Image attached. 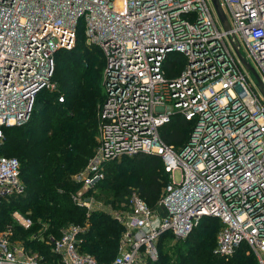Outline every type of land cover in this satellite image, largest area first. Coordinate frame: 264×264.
Listing matches in <instances>:
<instances>
[{
  "label": "built area",
  "instance_id": "obj_1",
  "mask_svg": "<svg viewBox=\"0 0 264 264\" xmlns=\"http://www.w3.org/2000/svg\"><path fill=\"white\" fill-rule=\"evenodd\" d=\"M216 1L223 17L212 0H0V142L3 126L20 124L38 93L56 88L55 52L80 31L102 59L103 91L95 147L70 174L73 203L99 208L94 185L121 155H158L167 174L152 206L130 188L119 198L124 214L108 208L122 232L107 263L79 251L83 223L55 234L40 223L35 237L49 243L52 264H145L161 232L182 238L204 216L219 221L216 254L244 242L264 264V0ZM173 114L191 122L179 146L158 132ZM19 177L18 159L0 153V199L23 191ZM10 219L32 225L17 208ZM8 234L0 230V264H46Z\"/></svg>",
  "mask_w": 264,
  "mask_h": 264
},
{
  "label": "trees",
  "instance_id": "obj_2",
  "mask_svg": "<svg viewBox=\"0 0 264 264\" xmlns=\"http://www.w3.org/2000/svg\"><path fill=\"white\" fill-rule=\"evenodd\" d=\"M62 54L80 65L86 74L89 73L96 77L98 68L94 65L96 60H100V69H102L103 63L97 48L87 46L82 33L78 31L75 44L71 49H59L55 52L51 79L54 80L56 88L42 90L38 93L28 115L29 123L26 122L21 126L12 124L2 127V131L8 128L9 133L5 135L6 140L2 142L1 146L21 150L16 153L15 157L19 162V176L22 172L21 176L27 182H25L26 186L24 185V189L25 187L26 189H23L22 192L9 195V199L7 197L0 199V227L2 228L9 221L7 215L11 208L19 209L31 218L32 225L28 228L16 229L19 226L14 224L15 226L12 225V228H16H13V233L17 234L16 236L22 239L24 244L33 245L37 239L32 238L31 235L28 236L27 233H34L42 222H47L53 230H56V233L68 222H79L80 224L87 222V228L80 233L82 238H80L78 249L93 255L98 263H107L114 256L112 254L116 252L117 241L122 230L121 223L101 211L89 213L86 216L83 207L75 205L69 195V191L77 186L71 181L70 173L83 167L96 144L95 106L94 100L89 94L92 84H84V89L87 92L82 95L84 91H80L82 85L73 87L65 81H60V73L59 78L54 71L57 56ZM89 68L91 71L88 72ZM59 95L62 97L60 101L57 100ZM101 98L102 91L98 103ZM51 106L52 112L57 113L59 118L55 124L56 129L51 130L48 127L44 131L45 136L34 135L32 131L35 133L36 130H34L32 115ZM190 123L181 115L173 114L169 121L159 128L158 132L164 142L179 146L187 138ZM129 158H132L133 165L139 169L140 174L135 189L144 201L152 206L162 185L167 181V174L163 171L161 159L158 155L144 152L134 153ZM105 164L106 172L109 167L108 163L105 162ZM38 174L39 180L36 181ZM30 179L37 183L32 185ZM125 192L126 189L117 190L116 195L120 197ZM5 200L7 203L4 202ZM199 226H203L204 229L211 227L214 229L212 246L210 242L204 244L197 242L199 232L195 228ZM218 226L217 218L202 217L199 223L184 237L178 238L174 244L169 245L168 250L163 249L158 243L157 258L154 261L146 262V264H219L220 258L223 260L234 258L233 264H242V261L244 264H257L253 252L244 242H240L233 251L235 253L229 256L216 254L213 251V246ZM166 232L170 233L164 231L161 234ZM242 244L249 249L251 256L249 253L246 254L243 248H240ZM35 246L37 252L43 255V261L49 259L48 256H52L51 250L49 251L48 247L42 243ZM171 249L175 250L171 253ZM105 253H108V256ZM52 258H55V254Z\"/></svg>",
  "mask_w": 264,
  "mask_h": 264
},
{
  "label": "rangeland",
  "instance_id": "obj_3",
  "mask_svg": "<svg viewBox=\"0 0 264 264\" xmlns=\"http://www.w3.org/2000/svg\"><path fill=\"white\" fill-rule=\"evenodd\" d=\"M94 65H95V67H98L97 68L96 77L92 76V75H89V73H87V74L84 73V70L82 69V67L80 65L75 63V61H72L69 57H66L64 54H62L60 56H57L56 66H55V71L54 72L56 73L57 77H59V73H60V76H61V78L59 77L60 81H65V82H67L69 85H71L73 87H75V85H82L81 88H80V91L84 90L83 92L81 91L82 95H84L87 92L84 89V84H87V83L92 84L91 88H90V91H89V94L94 100V106H95L94 114H95L96 110H97V106H98L99 95H100V92L103 91V87L101 85L102 69H100V60H96V62H94ZM176 65H178V62L175 63L174 67ZM89 71H91V69L88 70V72ZM56 114L57 113L52 112V106L49 107V108H44V109H42L39 112H35V114H34L35 116L32 115V122H33V124L35 126L34 130H36V131H35V133L32 131V133L34 135H37V136H45L46 133L44 131L46 129H48V127H50L51 130L52 129L55 130L56 129L55 124L59 121V118H58V116ZM28 120L29 119L26 118L20 124H14V125H20L21 126V124H24L26 122L29 123ZM8 133H9L8 128H5L4 131H2L3 137H2V140L0 142V153L4 154V155L6 154V155L17 156L16 153L20 152L21 151L20 149H8V148L4 147L3 145L1 146L2 142L6 140V136L5 135L8 134ZM95 138H96V132H95ZM131 156H133V154L124 155V156L121 155V156H118V157L113 158V159H111V160L106 162V163H108V167L109 168L105 172L106 164L104 165V168H103L104 169L103 170L104 176H103V178H101L94 185V190H93L94 191L93 192V197L95 199V204H97L96 206L94 205V208H96L97 206H100V207L96 208V209H92V210L91 209L88 210V209L83 208L84 209L83 210L84 214L86 216L89 213L100 212L101 211L104 214H107L112 219H114L116 222H118L108 212V208H111L115 212H120V213L122 212V214H124L123 213L124 212V209H123L124 206L121 204V201H119V198L122 197V196L118 197L116 195V191L117 190H124V189H126V191H127L130 188H134L135 189L136 188V182L140 179L139 169L136 168L135 165H133L132 158H129ZM121 158H124V159H121ZM155 170H157V169H155ZM74 172L75 171L71 172L70 174H72ZM21 175H22V172H21L19 178L24 183V185L26 186L25 182H27V181H25V179L22 178L23 176H21ZM171 176H172V179L174 181H178L179 180V171L177 169H174L171 172ZM70 179H71V175H70ZM38 180H39V174L36 176V181H38ZM36 181H32L30 179V182L32 183V185H34V183ZM71 181L74 182L72 179H71ZM74 183L77 185L75 188H77L78 187V183L77 182H74ZM25 189H26V187H25ZM74 189H71L69 192H72ZM71 201H72V199H71ZM4 202L7 203L6 200ZM80 207H82V206H80ZM101 208H103V209H101ZM0 209H1V206H0ZM11 210H12V208L9 210V214H10ZM28 213H29V211H28ZM9 214L7 215V220H9V221H7L2 228L0 227V230H4L6 227H8L9 240H11V241H13V242H15L17 244H20L21 248L24 249L27 252V254L36 253V254L42 255L41 253L37 252V249H36V246H35L36 244L39 245L40 243H42V245H44V246H47L49 251H50L49 243L45 240L44 237L42 239H38V238L35 237V235L38 234L39 230L41 229L40 226H38V228L35 229L34 233L33 232L32 233H30V232L27 233L28 236L31 235L32 238L33 237L36 238L38 242L36 241V243L33 244V245L24 244L22 239H19V237L16 236L17 234L15 235L13 233V231H14L13 228H16V227L12 228V225L13 226H15V225L11 221V219H9ZM18 228L23 229L21 227H17L16 229H18ZM196 228H195V230L197 232H199L198 236H197V242L202 243V244H204L205 242H210V244L212 246L214 233H215L214 229L212 227L209 228V229L208 228L204 229L203 226H199L197 229ZM48 229H50V231H52L53 234L56 233L55 232L56 230H53L50 227V225H49ZM121 232H122V230H121ZM121 232L119 234L117 245L119 243ZM161 233H160V235L157 238V245L159 243V246H161L163 249L168 250L167 247L169 245H171V244H174L178 238L173 236V234H170V233H167V232L165 234L163 233L164 235L161 234ZM79 238H82L81 234H79ZM117 245H116V248H117ZM243 245L244 244H242V246L240 248H243L244 252L246 254L249 253L250 256H251V252L249 251V249L247 247L243 246ZM174 250L171 249L170 250L171 253ZM233 253H235V252H233ZM53 254H52L51 257L48 256L49 259L45 260L46 264H52V262L55 260V258H52ZM105 254L108 256V253H105ZM115 254H116V252L113 253L112 255H115ZM112 255H111V257H112ZM253 257H255V259H256V256L254 254H253ZM233 259L234 258H231V260L230 259L223 260V259L220 258V262L218 261V263L219 264H233V262H234ZM256 262H257V259H256ZM242 264H244L243 261H242Z\"/></svg>",
  "mask_w": 264,
  "mask_h": 264
},
{
  "label": "water",
  "instance_id": "obj_4",
  "mask_svg": "<svg viewBox=\"0 0 264 264\" xmlns=\"http://www.w3.org/2000/svg\"><path fill=\"white\" fill-rule=\"evenodd\" d=\"M212 1H213L214 5H215V7H216V10H217L218 14H219L221 17H223L222 12H221V9H220V7H219L218 4H217V1H216V0H212ZM245 64H247V63L245 62Z\"/></svg>",
  "mask_w": 264,
  "mask_h": 264
},
{
  "label": "crops",
  "instance_id": "obj_5",
  "mask_svg": "<svg viewBox=\"0 0 264 264\" xmlns=\"http://www.w3.org/2000/svg\"><path fill=\"white\" fill-rule=\"evenodd\" d=\"M83 225L85 226L84 229H86L87 226H88V223L87 222H83Z\"/></svg>",
  "mask_w": 264,
  "mask_h": 264
}]
</instances>
